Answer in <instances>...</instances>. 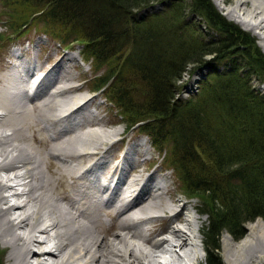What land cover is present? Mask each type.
Returning <instances> with one entry per match:
<instances>
[{"label": "trees", "instance_id": "16d2710c", "mask_svg": "<svg viewBox=\"0 0 264 264\" xmlns=\"http://www.w3.org/2000/svg\"><path fill=\"white\" fill-rule=\"evenodd\" d=\"M1 7L10 35L38 26L64 46H80L90 89L128 129L146 134L181 191L207 206L204 264H220L223 229L238 238L244 223L264 220V95L249 84L251 73L264 80V54L210 0H2ZM188 14L218 37L203 40ZM233 55L245 71L235 59L220 65ZM207 66L196 92L175 98L183 75Z\"/></svg>", "mask_w": 264, "mask_h": 264}, {"label": "bare ground", "instance_id": "6f19581e", "mask_svg": "<svg viewBox=\"0 0 264 264\" xmlns=\"http://www.w3.org/2000/svg\"><path fill=\"white\" fill-rule=\"evenodd\" d=\"M212 1L228 18L257 34L264 51V1L236 0L226 10L224 1ZM246 3H250L249 8ZM37 70L24 60L16 66L12 78L26 85ZM43 79L36 85L31 82L29 101L46 93L47 83L53 80L45 83ZM26 87L25 93L30 88ZM67 89L76 91L73 86L60 87L33 105L42 112L63 110L51 118L38 111L36 123L41 131L49 133L43 134L48 141L34 139L46 146H42L41 156L22 141V129L29 122L27 107L12 110L11 116L5 109L0 112V243L6 249V262L197 264L200 209L187 206L175 191L169 192L165 184L154 181L152 173L129 178L128 173L137 172L140 166L134 160L137 152L121 148L125 151L115 162L121 149L113 156L114 145L124 141L120 132L95 129L105 122L93 113L69 121L80 115L90 100L69 92L72 97L58 99ZM8 92L4 98L7 105L21 96L16 91ZM54 123L65 126L53 131ZM119 136L120 141H114ZM248 223L247 232L237 242L228 243L229 238H223L227 261L241 256L246 262L264 260V221L256 218Z\"/></svg>", "mask_w": 264, "mask_h": 264}, {"label": "rangeland", "instance_id": "374dc122", "mask_svg": "<svg viewBox=\"0 0 264 264\" xmlns=\"http://www.w3.org/2000/svg\"><path fill=\"white\" fill-rule=\"evenodd\" d=\"M235 1L236 0H222L223 2L222 6L226 10L228 8H231L232 4H234ZM247 1L250 2L249 0ZM251 1L254 2V0H251ZM260 1L263 2L264 0H260ZM1 2L2 0H0V11L2 8ZM210 2L214 10L218 14H220L226 21H229L235 24L242 31L246 32L250 37H252L255 40L254 43L256 47L258 48L259 52L261 54H264V51L261 46V39L258 37L257 34H255L254 32H251L248 29H245L239 23L228 18L223 13V10L218 9L214 5L212 0H210ZM162 4H163L162 2H156V3H153L151 7L154 10H160L162 8ZM244 6L246 8H249L250 3L249 4L246 3ZM188 15H189L188 19L190 20L191 24H193L192 27L196 30L198 34H200L201 37H203V40L205 41L209 39L215 40L218 37L219 33L213 29H210L202 18L196 16L195 14H192V17L190 14ZM71 46L72 45L64 46L58 40L44 35L42 31L38 30V26L28 27L25 29V31L20 32L18 35L16 34L10 35V31L6 27V21L3 18V16L0 14V104L2 102L3 104H5L4 98L7 97L8 93H10L8 91H11V92L16 91L20 93L21 95L16 98L17 102L15 101V103L10 101L11 103H9L8 105L7 103L5 105L1 104L0 112L2 111V109H5L7 116H11L13 111L15 112L20 111L22 109V105L27 107L28 114L26 116L28 117L27 121L29 122L28 124L26 122L27 125L24 127V129H22V134L24 135L22 137V141H25V143H28V145L33 146V149H35L36 154H39L41 156L43 153L41 150L43 144L34 142V139L35 137L37 139H40L41 137H43L46 140L47 138L45 135L46 133L49 135V133L48 132L45 133L39 129L38 123H36L35 118H37L39 110L42 112V108L40 109L39 107L38 109L34 107L33 105L36 103V101L37 103L41 102L42 100L45 99V97H48L50 95L49 93H51L52 91L60 87L73 86L74 88H76V91L74 92H72L73 90L69 91L70 89H67L68 91L66 90L64 95H62L61 97H57V98L58 99L63 98V101H64V98H66L65 100H67L68 98L72 96H75V97L82 96L85 99H89L90 102L86 105V108H84L85 110H83L82 112L87 110L88 114L93 113L96 117H98L99 119H102L105 122L104 126L102 127L99 126V127H96L95 129L99 128L105 131L117 130L118 132L121 133L120 135L124 136L123 142L114 145L116 149L112 151V154L113 156H114V153L117 155L118 149L123 148L126 150L128 147H130V150H135L137 152V155L134 157L135 158L134 160L136 162H139L140 166L137 172L128 173L129 178H138L142 175H146L147 173L148 174L152 173L154 181L165 184L169 192L175 191L176 197L180 198L181 201H185L187 206L191 204L196 209H200V214H199L200 222L198 223L199 236H200V249H199L200 253H199L198 260L200 261L197 260V264H204L205 263L204 262V258H205L204 250H203L204 232H205V227L207 225V222L210 218L208 215V212L206 211L207 206L203 205L202 200L198 196L189 197L186 194H184L179 188V183H178V180L176 179L174 172L171 169H167L166 165L163 163L162 158H161L163 153L161 152V150H158L154 146H152L149 137L146 134L138 131L137 127L128 129L126 125L124 124L123 120L115 112L114 107L110 103H107V101L104 99L103 97L104 94L100 91H92L90 89L91 82H89V79L92 75L91 67L87 62H85L82 59V55L80 52L81 51L80 46L75 45L73 48ZM17 48L19 49V51H17ZM17 55L19 56L17 57ZM237 57L233 55L229 58L227 57L222 58L220 60V65L225 64V69H226L229 66L233 65V63L230 62L229 60L235 59L234 65H239L240 70L243 72L246 70V68L243 67V61H241L240 59H237ZM24 60L28 61L30 64L32 63L33 66L35 65V69H38V70L36 74L30 76L32 77V79L29 82L27 80L26 85H21V82L18 83V81L12 78V74H13V71L16 69V66L19 65L18 63L22 61L24 62ZM14 64L16 66H14ZM213 65L216 66L217 61H214ZM222 68L223 66H219V69H222ZM208 70H209V66L200 67L198 69H193V71H191V74H189L190 72H187L186 74H184L180 83L178 84L180 91L178 90L175 96H180L182 98H188L189 96L194 94L195 91L198 89L199 79H202L204 72ZM44 75L46 76L43 79ZM51 78L53 79L52 81L49 80ZM40 79H43L42 82H45V83H47V81L49 80V82L47 83L48 85L46 86L47 91L45 90L46 93H42L41 95H39V97H36V99L29 101V98H30L29 93H31L33 89L30 86L31 82L35 81L34 84L36 85L37 81L39 82ZM249 84L255 91H257L259 95H264V80L258 77L255 73L250 74ZM27 85L30 88L25 93L27 89L26 87ZM8 86H11L12 88ZM5 92L6 94H4ZM67 92L73 93L74 95L69 96V93ZM20 98L22 102L19 101ZM29 106L30 108L33 107L32 108L33 110L30 109ZM62 111L63 110L59 109V110L50 111V112L43 111L42 113L44 114V116H48L49 118H51V117L58 116L60 113H62ZM80 115L76 114L75 116L71 117V120L69 121L71 122L77 121L78 118L80 119L84 117ZM13 116L16 117V115L14 114ZM75 117H78V118H75ZM53 125H54V127L52 128L53 131L57 130L58 128L59 129L63 128L65 126L64 123H54ZM113 139L114 141L117 140L118 142L120 141V136L114 137ZM142 143H144V146H142L143 145ZM46 145L48 146V143ZM43 148H46V146L45 147L43 146ZM125 150L121 149V151L119 152V159L115 160V162H118L121 160L122 153ZM146 159H149V160L146 161ZM53 181L54 180H52V183L54 185L55 181L54 182ZM204 211L206 213H202ZM158 213H161V212H158ZM103 217L107 218L106 216H103ZM248 225H249L248 222L243 224L242 226L243 233L238 238L230 236L227 233V231H225V229L221 231V235L219 239V248L217 250V257L219 259L220 264H264V260H261V261L248 260L249 262H246V260L242 256L235 261L229 262L226 260V253L223 249V241H222L223 238H229L230 242L228 243L237 242L247 232ZM113 230H117V229H104L103 231L111 232ZM0 250H3L0 253L1 264H8L5 260L6 249L1 243H0ZM190 262L191 261H188V264H191Z\"/></svg>", "mask_w": 264, "mask_h": 264}]
</instances>
